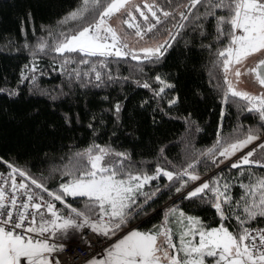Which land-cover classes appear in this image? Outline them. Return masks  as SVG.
Listing matches in <instances>:
<instances>
[{"label":"trees","instance_id":"trees-1","mask_svg":"<svg viewBox=\"0 0 264 264\" xmlns=\"http://www.w3.org/2000/svg\"><path fill=\"white\" fill-rule=\"evenodd\" d=\"M186 2L155 0V7L174 11L175 15L145 36L159 39L168 37L169 31L175 34L174 25L181 22L179 12L188 14L187 9L178 5ZM81 3L82 0H0V90H3L0 91V170L10 171L9 165L23 170L26 173L23 180L47 196L31 180L59 193L60 185L72 178L65 173L74 171L77 163L83 162L76 154L93 144L129 154L130 159L124 163L131 166L133 173L154 175L158 166L179 173L193 163L200 179L191 181L184 176L188 184L182 193L174 191L181 181L169 182L163 176L145 185L146 193L153 192L157 186L161 190L143 204L141 214L130 222L140 230L153 231L163 221L167 209L175 207L199 218L206 227H218L220 217L208 203L211 194L204 200L183 199L187 189L218 177L221 186L230 185L228 194L235 200L244 191L239 187L240 182L247 184L264 177V168L250 164L233 169L232 163L205 167L207 157L201 153L218 138H235L248 128L258 129L260 124L256 113L241 110L246 101L229 94L228 102L224 103L227 85L221 65L223 58L218 52L226 41L222 43L216 38L214 19L194 21L189 15L183 21L185 28L179 30L176 40L170 42L172 46L159 59L82 57L77 53L62 56L53 50L59 34L70 32L78 22L61 25L60 21ZM86 15L91 20L94 12ZM148 17L155 23L150 12ZM47 29L49 32L45 34ZM39 38L48 41L44 51L37 48ZM68 57L96 63L103 82L95 81V73L83 76L88 65H65ZM101 60L106 62L105 67L99 66ZM33 65L35 72L31 71ZM72 69L80 71L81 78H76L74 73L70 75ZM109 74L114 78L111 81L107 78ZM157 76L175 87L165 88L156 95L163 87ZM98 83L100 86H96ZM145 83L149 87H143ZM177 96L179 102L169 107L168 101ZM117 104L119 113L115 111ZM144 199L142 195L138 197L139 201ZM66 201L78 208L84 203L72 197H66ZM59 205L64 212L68 211L60 202ZM238 211L234 207L232 218L223 221L230 231L238 228L234 219ZM252 226H264V219L252 221Z\"/></svg>","mask_w":264,"mask_h":264},{"label":"snow or ice","instance_id":"snow-or-ice-1","mask_svg":"<svg viewBox=\"0 0 264 264\" xmlns=\"http://www.w3.org/2000/svg\"><path fill=\"white\" fill-rule=\"evenodd\" d=\"M129 3L130 0H82L80 7L61 19V25L69 21L78 23L70 32L59 34L60 38L53 50L62 56L65 53H77L82 57L128 56L130 52L124 49H128L129 45L108 21L121 10L127 11L126 6ZM134 7L140 16L148 21L147 27L141 29L139 24H133L132 21L136 17L130 11H127L128 19L123 23L129 28L135 27V35L141 39L146 32H152L156 25L170 16L174 18L175 15L174 11L154 8L153 5L145 3L144 8L155 20V23H152L148 15L140 10L139 5ZM178 7L187 9L188 14L184 11L179 12L181 22L174 25L177 29L175 34L169 31L171 41H175L180 34L179 30L185 28L183 21H187L189 15L193 16L194 21L212 17L215 21L216 38L222 43L226 41L218 52V56L223 58L221 65L227 84L224 103L228 102L229 94L244 100L246 104L241 110L256 113L260 121L258 129L248 128L241 136L235 138L232 136L218 138L212 147L201 153L207 157L204 161L206 168L219 167L237 152L264 136V91L259 95H253L238 90L228 79L229 74L234 75L238 83L242 75H254V82L264 88V0H187ZM90 11L94 12L91 20L86 15ZM171 46L169 40H165L154 48H145L141 51L145 53L146 58L159 59ZM47 47V42L41 41L38 50L44 51ZM256 54L260 56L258 61L252 66L245 67V61ZM131 55L132 59H139L134 51ZM69 63L88 65V71H85L83 76L95 73V81L103 82L96 63L84 58L73 61L68 57L64 64ZM99 66L105 67L106 62L99 61ZM31 71H36L35 65ZM72 73L76 78H81L80 71L72 69L69 74ZM107 78L110 81L114 79L110 74ZM32 79L34 81L35 77ZM156 80L163 85L156 95L163 93L165 88L175 87L159 76ZM142 86L149 87L147 83ZM178 102V96L172 97L168 101L169 107ZM115 111L120 112L119 104L115 105ZM258 149L261 159L254 161L251 158L258 154ZM76 155L83 162H78L74 171L65 173L72 178L60 185L59 193L49 191L35 179L31 180L36 188L47 192L48 196L63 204L68 210L66 214L57 209L51 201H45L43 196L30 191L25 183L17 184L11 173L4 180V183L11 181L12 192L6 195L5 188L0 186V264H60L58 256L54 254L62 251L66 246L63 241L70 238L76 239L79 244L89 249L93 246L101 248L99 253L92 255L88 264H264V227L252 226V221L264 219V177L250 180L247 184L241 181L239 187L244 191L235 200L228 194L230 185L224 183L221 186L218 177H213L210 181H205L188 191L183 199L199 197L204 200L210 193L212 199L208 201L209 206L219 215L221 223L218 227H206L199 218L180 211L178 244L173 242V230L167 227V219L157 231H141L134 228L114 240L113 238L118 237L132 219L141 214L143 204L161 190L157 186L153 192L146 193L143 191L145 185L163 176L169 182L181 181L178 186H174V191L182 193L187 187L188 180L200 179L196 173V165L189 163L179 173L158 166L155 174L149 175L133 173L130 170L131 166L124 163L130 159L129 154L114 152L107 146L93 144ZM250 164L264 168V142L248 151L238 162L232 163L230 168L238 169ZM9 167L20 177L26 176L23 170L13 168L12 165ZM184 176H187L188 180H183ZM166 187L171 188L173 185ZM17 189H23L21 195L26 198L21 199L19 204ZM141 195L145 197L143 201L138 200ZM66 197L82 199L83 207L73 206L66 201ZM234 207L240 209L234 216L238 228L230 231L224 226L223 221L232 218ZM168 214L176 215L177 209L170 208ZM86 228L103 239H97L95 242L88 240L83 231Z\"/></svg>","mask_w":264,"mask_h":264},{"label":"rangeland","instance_id":"rangeland-1","mask_svg":"<svg viewBox=\"0 0 264 264\" xmlns=\"http://www.w3.org/2000/svg\"><path fill=\"white\" fill-rule=\"evenodd\" d=\"M145 3H147L149 5H153L155 8V0H130V3L126 6L127 11H130L132 13V15L136 17V19L134 21H132V23L133 24H139L141 26V29H144L147 27L148 21H145L140 16V13L135 10L134 6L139 5L140 10L145 12L146 15H148L147 10L144 9ZM127 11L121 10V12L116 13L115 15H113L111 17V19L108 21V23L111 24L113 27H115L117 32L120 33V35L123 37L124 41L129 45L128 49H124V51L130 52V54L128 56L132 57L131 52L134 51L135 54L139 57V59H137V60L147 59L145 53L142 52L141 49L154 48L158 44L164 43L165 40H169V42H171L170 36L164 37V38H159V39H148L144 34L143 39H141L140 37H137L135 35L136 28L135 27L129 28V27H127V25H125L123 23V21L125 19H128ZM47 32H49V29L44 31L45 34ZM45 40L46 39H42V38L37 39V41H36L37 48H38L39 43L41 41H45ZM46 42H48V41H46ZM259 58H260L259 54L250 56L245 61V67L254 65L258 61ZM237 67H240V66L237 65ZM228 79H229V81H231L234 84V86L238 90L247 91L253 95H259L262 91H264V88H261V86H259L258 83L254 82V76L242 75L240 77V80L238 83L236 82V78L234 75L229 74ZM263 137L264 136H262L260 140H257L255 142H253L252 144H250L248 147H246L242 151L237 152L236 155L232 156L230 160H226L224 162V164L226 165V164H230V163H235V162H237V160L239 161L241 156H244L248 151H251L253 148H256L258 144H260L261 142H264ZM259 152H260V150H258V154L254 155L252 158H255V160H260L261 157L259 155ZM109 159H114V157H109ZM10 172H12V169H10ZM195 187H196V185L193 187H190L189 189H187V191H191ZM42 196L44 197L45 201H51L52 203H54L56 205L57 209H60L65 214L67 213V212H64L62 207L59 205V201H55L54 198L51 196H48V194H47V196L42 194ZM170 208L167 209L163 221L160 223V225L158 227H156V228L154 227L153 231L159 230L164 225L165 219H167V221H168L167 227L171 228L173 230L172 231L173 242L178 244L179 243L178 235H179V228H180V226L178 224V220L180 219L178 214L180 211L177 210L176 215H170V214H168V210ZM185 223H187V222L185 221ZM134 228H137V224L134 225L133 223L130 222L129 225L119 234L124 235L128 230L134 229ZM141 231H143V230H141ZM197 239H198V237H197ZM75 240L76 239L70 238L66 241H63V243H69V242H73Z\"/></svg>","mask_w":264,"mask_h":264},{"label":"built area","instance_id":"built-area-1","mask_svg":"<svg viewBox=\"0 0 264 264\" xmlns=\"http://www.w3.org/2000/svg\"><path fill=\"white\" fill-rule=\"evenodd\" d=\"M10 173L15 177L17 184L23 182L28 186V189L30 191L35 192V193L39 194L40 196H42V194H40L38 191L33 190L27 184V182H25L23 180V178L20 177L19 175L12 173L10 171H0V174H2V178H0V186H3L5 188L6 195H10L12 192L11 181L8 180L7 183H4V180L7 179L8 175ZM23 192H24L23 189H17L16 190V195L18 197V200H17L18 204L20 203L21 199H26L25 197H23L21 195V193H23ZM29 211H31V209ZM260 227H264V226H257L256 228H260ZM83 231H84V234H86V238L88 240L95 242L97 239H103L102 237L98 238L95 233L91 232L87 228L84 229ZM120 236H123V235L118 234V237H114L113 239L115 240V239L119 238ZM65 245L66 246L63 248L62 251L54 254V255L58 256V258L60 260V264H86L91 259L92 255L94 253H99L101 251V248L96 247V246H93L91 249H89L88 247L84 246L83 244H79L77 242V240L74 242L65 243Z\"/></svg>","mask_w":264,"mask_h":264},{"label":"bare ground","instance_id":"bare-ground-1","mask_svg":"<svg viewBox=\"0 0 264 264\" xmlns=\"http://www.w3.org/2000/svg\"><path fill=\"white\" fill-rule=\"evenodd\" d=\"M0 171H6V170H0Z\"/></svg>","mask_w":264,"mask_h":264},{"label":"water","instance_id":"water-1","mask_svg":"<svg viewBox=\"0 0 264 264\" xmlns=\"http://www.w3.org/2000/svg\"><path fill=\"white\" fill-rule=\"evenodd\" d=\"M254 76V75H253ZM260 86V85H259Z\"/></svg>","mask_w":264,"mask_h":264}]
</instances>
